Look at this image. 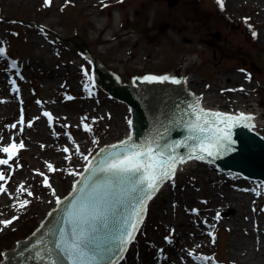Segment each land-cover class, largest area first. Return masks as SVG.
I'll return each mask as SVG.
<instances>
[{"label": "rangeland", "instance_id": "1", "mask_svg": "<svg viewBox=\"0 0 264 264\" xmlns=\"http://www.w3.org/2000/svg\"><path fill=\"white\" fill-rule=\"evenodd\" d=\"M235 1L223 0L219 10L218 0H90L88 7H82L85 1L80 0H0V49L21 68L19 74L12 72L4 56L0 58V147L12 142L24 144L10 161L11 168L0 166L6 176V183L0 184L7 189L0 194V221H13L7 227L0 224V260L5 251L30 235L57 199L72 189L87 163L84 157L89 160L97 149L126 135L130 119L127 104L110 98L93 84L89 57L67 39L74 38L85 46L99 66L114 72L120 84H129L141 74L193 77L198 87L192 90L197 94L233 101L237 106L226 109L240 110L236 101L246 96L242 103L248 100L246 104L264 113V13L258 14L264 12V0H238V5ZM222 14L225 19H221ZM228 14L233 22H227ZM102 26L104 31L98 39L94 28ZM106 34L113 39L100 41ZM116 34H124L128 40ZM162 48L164 51L159 52ZM140 54L142 64H136ZM231 71L250 78L248 86L242 87L241 79L224 80L222 73ZM53 75L54 79L50 77ZM44 112L54 116L51 126ZM260 121L264 122V117ZM85 124L90 132L83 131ZM52 148L63 155L59 164L47 155ZM0 159H7V155L0 153ZM192 164L206 165L213 178L221 175L228 181H243L247 189L253 188L254 197L255 191L261 192L254 209L262 214V182L245 181L229 171L213 172L207 162L195 160ZM45 176L49 187L44 185ZM56 179L61 183L56 184ZM183 181L181 187L172 181L167 187L171 185V192L181 195L183 189H191L197 195L193 202L188 205L175 197L168 199L166 206L172 219L182 218L181 214L186 221L190 217L185 238L179 226L164 225L162 229L157 219L146 216L125 264H207L205 259L208 264H243L228 254L232 231L227 221L236 210L231 204L209 206L211 199L221 201L226 196L215 193L218 185L207 183V190L200 192L189 178ZM20 185L23 190H19ZM24 201L27 204L21 207ZM206 215L215 217L210 227L203 223ZM151 233L158 236V243L148 242ZM179 236L188 242L186 249L196 250L193 256L183 251L174 256V251H167L175 240V244L180 242ZM173 248L179 252L176 246Z\"/></svg>", "mask_w": 264, "mask_h": 264}, {"label": "snow or ice", "instance_id": "2", "mask_svg": "<svg viewBox=\"0 0 264 264\" xmlns=\"http://www.w3.org/2000/svg\"><path fill=\"white\" fill-rule=\"evenodd\" d=\"M218 3L223 6V0H218ZM3 55V49H0V58ZM87 75L88 73L85 72V76ZM142 82L147 84L170 82L174 85L181 83L166 75L145 76ZM189 108L190 111H184L180 120L174 121V128L166 127L163 132H158L151 139L142 143H133L130 136L128 140L113 145L111 149H101L103 156L98 160H88L84 157L87 161L84 171L88 175L82 178L79 189L74 188L75 195L64 210L58 229L49 234L51 239L44 244L42 250L38 247L34 257L31 258L36 259L38 264L39 262L118 264L123 258L127 245L135 238L134 233L142 222L146 202L152 199L162 182L174 176L177 161L185 162V157L177 155V149H186L188 158L217 159L236 150L232 138L234 127H254L251 124L253 119L251 116L240 114L237 117L222 112L206 111L199 106L198 101L190 104ZM43 115L47 117L51 126L52 116L48 112H44ZM84 119L86 120L87 117ZM23 122L21 115L20 123ZM27 126L32 125L29 123ZM84 130L90 132L91 128L85 124ZM172 130L181 133L186 131L187 135L183 140L169 143V133ZM23 148L22 141L19 145L12 142L8 146L0 147V153L7 155V159H0V166L6 165L11 168L10 161ZM64 151L67 152V149ZM47 167L50 171H54L51 164H47ZM37 174L42 175V173ZM0 181L6 183L4 172H0ZM44 185L50 186L46 176ZM19 190H23V185L19 186ZM6 191L4 185L0 184V194ZM27 194L32 195L31 192ZM60 203L61 201L57 199V204ZM26 204L27 201H24L21 207ZM192 211L196 212L195 209ZM12 222L5 220L0 221V224L7 227Z\"/></svg>", "mask_w": 264, "mask_h": 264}, {"label": "bare ground", "instance_id": "3", "mask_svg": "<svg viewBox=\"0 0 264 264\" xmlns=\"http://www.w3.org/2000/svg\"><path fill=\"white\" fill-rule=\"evenodd\" d=\"M84 1H85V3L82 4V7H88V2L90 0H80V3H83ZM75 2H77V1H75ZM235 4L238 5L239 1L236 0ZM222 7H221V5L218 4L217 9L220 10ZM262 13H264L263 10L260 11V13H258V14L261 15ZM222 15L220 16V17H222L221 19H223V17L225 19V15L224 14H222ZM144 17L147 18L148 20L150 19V15L144 14ZM227 22H233L232 16L230 14H228ZM103 28H104L103 26L99 27V28H94V31L96 33V35H95L96 37H98L99 33H102L104 31ZM115 37L122 38V37H124V34H120V35L116 34ZM98 39H99V37H98ZM112 39L113 38H111L108 34H106V35H104V37H102L100 39V41L107 42V41H111ZM123 40L126 41L128 39H127V37H124ZM262 45H264V44H262ZM163 51H164V48L159 50V52H163ZM190 60H192V59H190ZM142 61H143V58H142V55L140 54L136 58V64H142ZM222 74L224 76L223 77L224 80L241 79V80H243V82H242L243 86L242 87L245 88L246 86H248V82H249L250 78L246 79L245 77L241 76L239 73H237L235 71H231V72H228L225 74L222 73ZM168 76H173V75L171 74ZM50 77H53V79H54V75L50 76ZM191 78H193V77H190L189 79H186L184 77H180V78H178V80L181 81L180 84L182 87H184L187 91L191 92V94L195 97V99L201 104L202 108L209 109L212 111L223 112V113H231L233 115L244 114L246 116H251L252 118L255 117L251 121V123H252V125H254V127H251L250 130L254 133L256 132V134H258L264 138V122L260 121V119L264 117V113L260 112L259 109L251 106L250 104H246L248 100L246 101V103H242L245 101L246 96L239 98L236 101L239 103L238 108H240V110H234V109H229V108L226 109L227 108L226 106H228V107L234 106L233 101H219L217 99L214 100L213 96H210L208 94L206 95V93H205V95L197 94L195 91L192 90V87H194V86L198 87L197 86V80L194 78L193 79H191ZM130 85L131 84L129 83V85H125V86H127L129 88ZM79 105L83 106L87 110V107L84 106L82 103H79ZM234 107H237V106L235 105ZM87 119H89V118L87 117ZM257 120H259V122ZM116 128L120 129V128H122V125H117ZM125 128H126L125 129L126 135H128L130 132L129 121H128V125ZM118 131H121V130H118ZM52 150L53 151L48 150L50 153L47 155L54 158L53 160L55 161V163L59 164L60 158L63 155L56 152L57 148H52ZM195 160L196 159H194V158H188L185 160V162H183V163L180 162L177 164V167L175 168L176 173L174 174V176L171 179H167L164 182V184L162 185V187L159 189L158 193L150 200V202L148 204L147 216H150L152 219L153 218L157 219L160 222L159 226H161L162 229L165 228L164 225H167V226L169 225L170 227L172 225L179 226V232H180L182 238H185L186 233L184 232V230L187 229L186 227H189L188 221L190 220V217H188V219L186 221L184 219L185 218L184 215L181 214L182 218L172 219V217L170 216L171 214L167 210L166 204H167L168 199L178 197V199L180 201H183L186 204L190 205V203L193 202V200L195 199V197L197 195H196V193H194L189 188L183 189L184 191L182 192V195H181V192H178L177 194H173L171 192V188H172L171 185H170V187H167V185L170 184V182L172 181L173 184L175 183V185H178V186L180 185V187H181L185 184L183 181V179L185 177L189 178L190 181L194 182V184L196 186H199L200 192L205 191V189L207 190V187H206L207 183H212L214 185H218L216 190L214 189L215 193L221 192L223 195L226 196V198L222 199L221 201L213 198L210 200L209 206H216V205L220 206V205L231 204V206L234 208V210H236V214L234 216L230 217L227 221V223L230 225L229 229L232 231L230 238H229V241H228V254L232 258L239 260L243 264H264V238H261L259 236L262 234L264 237V211L262 212V214L261 213L259 214L257 212L256 208L254 209L255 202H256L255 200L261 199L260 195L262 193L259 191H255L256 196L254 197L253 196V188L250 187V189H247L246 186L243 184V181H239L238 179L229 178L230 180L228 181L225 177H222L221 175H217L218 177L213 178L211 176L210 169L206 165L197 164L196 166H194L192 164V162ZM44 163H47V161H43V164ZM191 165H192V167L193 166L194 167L192 168ZM193 175H194V177H193ZM198 177L200 179H198ZM32 180H33V178H32ZM198 180L200 183L198 182ZM216 180H217V182H216ZM55 183L60 184L61 180L56 179ZM243 186H245V187H243ZM257 187H259L258 184H257ZM214 191H212V192H214ZM212 192L209 194L211 195ZM235 192H240V194L239 195L235 194ZM257 193H261V194L257 195ZM192 206L197 207L198 205L193 204ZM44 218L41 219V221H43ZM214 221H215V217L211 218L208 215H206V217H204V219H203V223H206V225H208L209 227L213 225ZM144 224H145V221L141 224V227L138 231L136 239L130 245L129 249L127 250L126 256L124 257V259L121 262L119 261L120 263H118V264H125L126 262H129L128 257L131 254V249L133 250L135 242L137 243V239L139 238V234L141 233V231H143ZM242 234H244V235H242ZM182 238H180V236H179L178 240L180 242L175 244V242H176V240H175L174 241L175 245L173 244L172 247L168 246L167 251L168 252L174 251V256H180L181 255L180 251H183L185 255L193 256L196 253L195 252L196 250L194 251L192 249H186L188 242L182 240ZM147 239H148L149 243H151V242L158 243V236L154 233H151L150 238L147 237ZM176 239H177V236H176ZM175 246L179 250V252H177L173 248ZM132 254H133V252H132ZM147 256L150 258V255L147 254ZM165 258H166V261L168 263V258L167 257H165Z\"/></svg>", "mask_w": 264, "mask_h": 264}, {"label": "water", "instance_id": "4", "mask_svg": "<svg viewBox=\"0 0 264 264\" xmlns=\"http://www.w3.org/2000/svg\"><path fill=\"white\" fill-rule=\"evenodd\" d=\"M211 37L216 40L218 39V36L211 35ZM67 41L75 43L79 51L84 52L85 46L77 44L74 38L67 39ZM89 60L92 70L91 58H89ZM94 69L98 76L96 77V75L92 72L93 79L96 81V79L99 78L98 82L106 92H108L115 99L120 100L131 107L132 132L130 136L132 137L133 143H142L145 140L151 139L156 136L158 132H163L166 127L174 128V121L180 120L184 111H190L189 105L194 104L197 101H195V99L184 90L180 83L174 85L170 82H165L164 84H143L137 82L136 85L134 84V87L130 85L128 88L125 85H118L114 80H112V74L110 75L108 72L113 74L114 72L99 65L97 68L96 64H94ZM146 75L150 74H141L135 76L134 79L138 77L143 78ZM169 77L173 78V76ZM166 83H170L171 85ZM97 86L101 89V86ZM186 135V131L181 133L178 130H172L169 133L168 142L171 143L173 141L183 140ZM232 138L235 141V151L222 155L217 159L206 157L204 160L214 162L218 164V167H222L223 169L240 171L244 174L264 179V142L259 140V138L253 134L248 133L246 128L242 126H236L233 128ZM161 143H164V141H161ZM119 144L121 143L115 145ZM112 146L113 145L103 149L108 150L111 149ZM177 155L188 159L187 150L184 148L177 149ZM102 156L103 153L100 151L91 160H98L102 158ZM178 163L179 160L177 161V164ZM209 165L211 171L222 174V171L217 169L215 164L209 163ZM82 170L83 169H80L78 176ZM229 172L245 181L261 182L260 180H250V178L243 176L242 173ZM86 175H88V173L83 171L79 178L77 177L78 180L75 182L73 189L64 198L60 199L61 203L59 205L57 204L48 213L40 228L25 241L18 242L15 250L8 251L1 264H38V261L31 257H34L35 251L38 247L40 250L43 249L44 244L51 239L49 234L58 229L60 221L64 216V210L69 206V201L75 195L74 188L79 189L81 187L82 178ZM148 201L145 205L142 220L147 213ZM137 231L134 233V237ZM39 264H44V262H39Z\"/></svg>", "mask_w": 264, "mask_h": 264}]
</instances>
